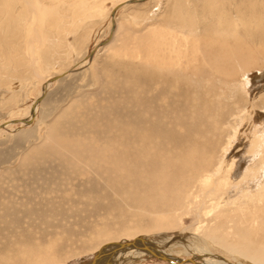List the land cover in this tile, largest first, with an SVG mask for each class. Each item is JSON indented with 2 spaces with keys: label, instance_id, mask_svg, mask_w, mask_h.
<instances>
[{
  "label": "bare ground",
  "instance_id": "bare-ground-1",
  "mask_svg": "<svg viewBox=\"0 0 264 264\" xmlns=\"http://www.w3.org/2000/svg\"><path fill=\"white\" fill-rule=\"evenodd\" d=\"M42 1L0 0V47L9 59L6 67L14 66L9 71L13 79L2 67L7 75L0 85L6 88L25 69L38 74L43 71L42 55L29 46L27 28L33 19L31 3L37 4L45 16L42 4L38 3ZM45 1L55 4L62 0ZM91 2L95 0L63 4L64 16L60 9L53 14L51 10L49 13L57 23L50 27L48 43L41 49L64 53V48L69 47L64 41L69 31L64 19L73 17L75 4L84 8ZM22 29L25 35H19ZM34 32L39 35L36 29ZM8 34L19 35L25 42V53H21L20 42L17 51L5 40ZM132 36L131 45L125 43V38L116 55L140 53L141 74L155 75L158 86L141 88L143 95L133 111L135 115L129 117V123L125 117L123 122L127 125L108 139L107 146L104 140V147L92 154L96 149L92 144L93 148L82 155L91 159L89 165L91 161L99 164V174L107 173L109 178H115V174L124 182L132 177L130 186L121 191L127 193L128 204L148 214L151 221L147 230L134 228L136 231H107L100 224L101 228H95L88 241L82 243L83 250L105 243L96 249V254L100 250L96 264L129 254L139 257L161 253L176 260L179 256L172 253L178 251L169 245L170 251L160 248L155 241L177 240L173 245H180L187 254L191 252L194 260L201 261H195L197 264H240L208 253L202 243L212 240L235 256L264 264V98H258L259 90L255 89L264 81V70H256L259 60L264 61V0H182L173 6L162 25L147 27ZM86 62L87 59L82 61ZM17 68L19 71H15ZM54 78L41 76L40 84L46 86ZM242 96L248 98L247 103ZM10 98L17 99V94L12 93ZM37 100L38 97L27 106L23 117L10 115L1 122L0 132L11 129L18 121L21 125L34 121L40 106ZM215 100L219 102L217 108ZM52 140L65 149L87 144L84 139L60 133L52 135ZM113 181L110 183L114 184ZM116 208L124 207L119 204ZM185 212L196 218L190 236L184 227L178 226ZM143 231L147 232L144 236L140 234ZM54 239L29 246L22 245L23 240L13 241L16 247L7 253L0 252V260L7 264H53L61 259ZM197 253L199 257L194 256Z\"/></svg>",
  "mask_w": 264,
  "mask_h": 264
},
{
  "label": "rangeland",
  "instance_id": "rangeland-1",
  "mask_svg": "<svg viewBox=\"0 0 264 264\" xmlns=\"http://www.w3.org/2000/svg\"><path fill=\"white\" fill-rule=\"evenodd\" d=\"M180 1L182 0H95L84 8L75 4L73 17L63 21L65 28L69 30L64 35V41L69 47L64 48V53L60 50L59 54L60 51L41 48L48 43L46 35L51 30L50 27L57 23L52 19L54 11H62L63 4L72 5L76 0H62L55 4H49L45 0L38 2L42 4L45 16H42L37 4H30L33 19L27 27L31 29L28 43L36 53H41L40 68L43 71L38 74L25 69L20 78L12 81L14 88L0 85V123L10 115L19 114L17 117H23L27 106L37 97L40 106L36 119L31 123L21 125L18 121L11 129L6 128V131L0 132V252H10L21 240L22 245L29 246L46 244L56 238L55 250L61 254V259L53 264H96L100 259V250L96 254V249L105 243L84 250L82 243L88 241L92 231L100 224L105 225H100V228L106 227L107 231H118L121 228L130 231H134V228L148 229L150 216L134 210L126 201L127 193L125 195L121 191V188L130 186L133 178L125 179L124 182L115 174V178H109L107 173L99 174V164L91 161L92 165H89L91 159L83 158L82 153L85 154L95 144L96 149L92 154H96L97 149L104 147V140L107 146L108 139L110 141L113 135L120 132L122 125L130 122L129 117L135 115L133 111L137 109V103L143 95L141 88L158 86L155 75L146 72L141 74L140 53L130 56L121 52L117 56L116 50L123 48L125 38V43L128 44L132 35L141 34L147 27L162 25L173 6ZM51 10L52 14L49 13ZM62 14L64 16L63 11ZM42 18L46 20L42 21ZM35 29L39 35L34 32ZM19 35H25V29ZM19 35L13 37L8 34L5 40L12 47L15 46L17 51L19 45L22 46L21 53H25V42L20 40ZM0 50V62L3 64L0 63V80H3L7 74L3 73L2 67L8 66L9 59L5 56L4 48L0 47ZM18 56L19 53L15 54V57ZM86 59L87 62L82 63ZM257 67L259 72L264 70V61L259 60ZM13 68L14 66L6 67L8 74ZM39 75L45 79L55 78L48 85L42 86ZM9 76L13 79L11 74ZM263 85L264 81L255 86L259 90L257 96L260 99L264 98ZM12 93L17 94L16 101L10 98ZM245 96H242L243 101L247 103L248 98ZM215 103L217 108L219 102L215 100ZM228 114L230 110L226 116ZM126 116L127 122H123L126 121ZM56 133L73 139H84L87 144L83 143L81 148L65 149L52 140V135ZM93 158L96 160L97 157ZM111 180L114 184L110 183ZM119 204L124 207L123 210L116 208ZM114 210L121 214H115ZM195 219L193 214L185 212L178 226L184 227L186 235L190 236ZM145 233L147 234L140 232L141 235ZM154 233L156 232H152ZM203 239L206 240L205 237ZM13 241L16 243H12ZM175 242L167 244L155 241L160 248L169 250L171 247L173 251H178L172 253L179 256L176 260L155 252L157 255H123L115 258L114 263L110 259L105 264H197L200 261L194 260L193 254H187L180 245L174 246ZM6 245L9 246L5 247ZM202 245L208 253L220 254L230 262L253 264V261L238 254L235 256L222 246L213 244L212 240H206V244ZM68 252L72 254L66 255ZM199 255L197 253L194 256ZM0 262L7 264L2 259Z\"/></svg>",
  "mask_w": 264,
  "mask_h": 264
}]
</instances>
